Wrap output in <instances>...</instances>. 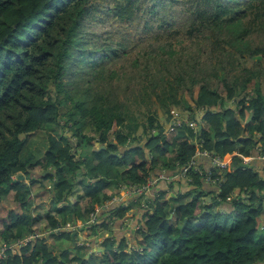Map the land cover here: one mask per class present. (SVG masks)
I'll return each instance as SVG.
<instances>
[{
    "label": "trees",
    "instance_id": "16d2710c",
    "mask_svg": "<svg viewBox=\"0 0 264 264\" xmlns=\"http://www.w3.org/2000/svg\"><path fill=\"white\" fill-rule=\"evenodd\" d=\"M137 1L114 0L106 8L126 20ZM95 6V0H0V245L35 234L14 252L7 249L1 264H264V234L255 238L264 204V158L233 170L243 159L264 156V42L250 47L244 37L245 21L264 27V0L195 1L193 30L213 27L215 44L259 56L258 67L241 79L230 84L222 77L220 92L199 85L193 102L202 110L197 131L183 122L169 129L154 115L136 125L137 118L101 88L117 60L112 49L85 53L92 44L85 22ZM176 52L171 46L164 54L171 59ZM36 131L47 142L39 156L22 138ZM196 150L219 159L232 155L231 161L225 169L211 168L205 180L210 158L199 157V168L182 175ZM157 173L171 179L155 181L149 193L129 203L106 207L119 190L145 185ZM18 174L23 179L13 181ZM42 181L52 206L28 214L31 188ZM76 188L78 199L72 195ZM3 196L15 205H2ZM94 206L95 220L88 223ZM133 210L139 215L135 228L115 232L114 225ZM43 220L49 231H33ZM77 231L93 235L90 242L97 233L105 235L98 260L91 244L75 251L63 246L61 240L70 244Z\"/></svg>",
    "mask_w": 264,
    "mask_h": 264
},
{
    "label": "rangeland",
    "instance_id": "374dc122",
    "mask_svg": "<svg viewBox=\"0 0 264 264\" xmlns=\"http://www.w3.org/2000/svg\"><path fill=\"white\" fill-rule=\"evenodd\" d=\"M113 1L95 0L97 12L85 22L87 24L85 34L89 40L88 43H92L85 53L88 55L95 47H99L100 50H114L115 57L113 59L117 61L109 65L112 69L114 68V71L110 76L106 78L104 76L101 88L109 89L118 102L137 118L132 119L137 122L136 125L141 122L146 124L147 116L154 115L161 124L170 123L172 119L180 122L191 120L195 122L197 127L195 131H197L201 123L202 110L198 109L193 102L199 85L206 83L220 92L222 91V77L226 82L232 84L234 77L241 79L258 67L256 60L259 59V56L241 55L223 41L215 44L212 41L216 38L212 34L216 33L215 28L198 26L195 27L197 30L192 29L195 26L194 23L197 22L194 20L196 0H138V9L130 19L126 20H118L110 15L108 9L113 6ZM152 5L153 9H151ZM106 6L109 8L107 9ZM244 23H247L244 25L249 28L248 33L244 36L246 43L250 47L262 44L264 42V27H260L254 21L250 22L254 24H249V20ZM171 46L175 47L177 52L175 55H171L173 58L168 59L164 53ZM220 48L226 52H233V57L221 54ZM144 63H147V67L142 72ZM64 79L66 80L65 77ZM260 92L264 95V86L261 84V80ZM225 105H232V101H227ZM187 107H190V110ZM166 109L168 112L165 111ZM124 121L127 123V120ZM140 130L141 128H138L137 132L140 133ZM22 138L28 149L34 154L37 153L36 156L41 155L47 146L44 132L36 131L28 137L22 136ZM231 157L232 155H227L221 160L228 166ZM250 159H243V162H249ZM259 160L261 161V158ZM35 171L40 173L41 170L36 167ZM47 188L48 185L43 181L32 186L31 198L34 201L31 204L32 207L27 208L28 214H44L51 208V196L46 192ZM173 189L176 190V188ZM80 193V189L76 188L72 195L78 199ZM122 193L123 189L115 193L116 198L113 201L129 203L131 200H126L128 196ZM6 198L5 196L1 198L2 205H15L10 201H5ZM207 200L208 197H206ZM109 203L111 202H107L106 206ZM209 203L207 201V204ZM78 204L80 208H83L82 202ZM97 210L98 208L94 206V211L90 214ZM259 218L260 228L255 233L256 239L264 234V204L259 211ZM125 219L127 222L122 225L123 228L118 223L114 225V230L135 228L130 217L125 216L122 220ZM223 220L226 221L229 218L225 217ZM40 223L33 225V231L47 233L49 230L45 221ZM65 228L69 230L70 225L66 224ZM23 235L22 239L14 241L9 247L13 249L19 244H26L27 237H29V241L34 238V235H26V233ZM102 235L101 233L97 235L96 238L99 241L93 240H96V243L88 241L92 248H99ZM61 242L63 246L69 243L68 240H61ZM50 243L53 244L52 241ZM81 244L82 239L78 233L75 244L72 245L71 239V243L67 244V247L75 251ZM91 251L95 252L94 258L98 260L101 256L99 251Z\"/></svg>",
    "mask_w": 264,
    "mask_h": 264
},
{
    "label": "built area",
    "instance_id": "2783aa9c",
    "mask_svg": "<svg viewBox=\"0 0 264 264\" xmlns=\"http://www.w3.org/2000/svg\"><path fill=\"white\" fill-rule=\"evenodd\" d=\"M183 123H185L190 129L192 130H196V124L195 122L191 121V120H184L182 121ZM181 123L180 121H174V119L171 120L170 123H168V128L170 129L172 126H174L175 124H179ZM209 157L210 158V164L206 169V179L205 180H209V170L211 168H219V169H225L227 167V164L222 162L221 159H219L218 157L212 156L211 154H209L207 151L205 150H196L195 155L189 160V162L187 163V165L185 167H183L181 174L183 175L184 172H186V170L188 168H190L191 166H193L195 169L198 167L197 165V157ZM259 158L263 159L264 156H260ZM199 168V167H198ZM159 179H164V175L163 173H159L156 175L155 179H149L147 181V183L145 185H142L140 187H135V188H124L127 189L126 192L129 193L130 197H132V199L130 200H135L137 196L144 194L145 191L148 190V188L155 182V180H159ZM143 205V203H142ZM95 220V213H92L89 215V222L88 223H93V221ZM76 229L81 227V224H76ZM70 229H74V226H70ZM35 236V234H34ZM29 241V237L26 238L25 242ZM21 245H17L14 248H18ZM10 247H6V245H0V264L2 262V260H4V258L6 257V252L7 249Z\"/></svg>",
    "mask_w": 264,
    "mask_h": 264
},
{
    "label": "crops",
    "instance_id": "0c3cea01",
    "mask_svg": "<svg viewBox=\"0 0 264 264\" xmlns=\"http://www.w3.org/2000/svg\"><path fill=\"white\" fill-rule=\"evenodd\" d=\"M164 126H167L168 125V123L167 124H163ZM254 155V154H253ZM200 157V156H199ZM199 157H197V158H199ZM250 159V158H249ZM252 159H254L255 161H260L259 159H257V154L255 155V157L254 158H251V160H249V162L250 161H253ZM248 162V161H247ZM246 162V163H247ZM258 162H256V163H258ZM197 165H198V161H197ZM256 167H259L258 166V164H257V166ZM157 174H159V173H157ZM164 175V179H171V176L170 177H168L166 174H163ZM178 176V178L180 177L179 176V174L177 175ZM156 178V177H155ZM154 178V179H155ZM175 178V177H174ZM159 180H162V179H159ZM155 181H158V180H155ZM154 184V183H153ZM153 184L150 186V187H152L153 186ZM174 188H176V190H177V186H176V184H174ZM149 187V188H150ZM149 188H148V193H149ZM126 190L127 189H124L123 188V193L122 194H126L127 196L128 195H130L129 193H127L126 192ZM147 192V191H146ZM116 197L113 195V196H111V200L110 201H108V202H112V204L111 203H109L108 204V206L110 205L111 207H113V204L114 203H123V204H126L127 203V201H124V202H119V201H113L114 199H115ZM130 199H132V197H130V196H128L127 198H126V200H130ZM142 202H143V200H142ZM106 205V204H105ZM107 207V206H106ZM133 215L135 216V217H133ZM126 217H130V220H131V223H134V222H136L137 221V219L139 218V215H138V212H136V210H133V211H131L130 213H129V215H128V213L126 214ZM126 222H127V219H125V220H121V222L119 223V224H121V227L123 228V226L122 225H125L126 224ZM126 230V229H125ZM125 230H123V229H120V231H125ZM115 232H118V231H116L115 230ZM78 231H77V235H78ZM98 234H100V233H97L96 234V236L98 235ZM101 234H103V233H101ZM79 235H80V238L82 239V244L83 245H85V246H87V245H89V243H88V241H90V239H92V238H94V236L93 235H91V236H87V237H83L80 233H79ZM105 236V235H104ZM103 236V237H104ZM124 236H126L127 238H129L130 237V235L129 234H124ZM103 237H102V239H103ZM98 240V239H97ZM99 241V240H98ZM93 242H95L96 243V240L95 241H93ZM81 244V245H82ZM67 245V244H66ZM11 249V252H14L15 251V248L13 247V249L12 248H10ZM91 250H96V251H101L99 248L97 249V248H92ZM90 252H92V251H90Z\"/></svg>",
    "mask_w": 264,
    "mask_h": 264
},
{
    "label": "water",
    "instance_id": "95a60500",
    "mask_svg": "<svg viewBox=\"0 0 264 264\" xmlns=\"http://www.w3.org/2000/svg\"><path fill=\"white\" fill-rule=\"evenodd\" d=\"M154 134H156V132H155ZM103 148H104L103 146L100 147V149H103ZM113 155H116V154H113ZM246 166H247V164L244 163V162H242V163H239V164H238L233 170H236V169H238V168H245ZM22 179H23L22 175H21V174H18V175L14 178L13 181H18V180H22ZM171 196H173V195H172V194H169V195H168V197H171ZM168 197H167V198H168ZM207 201H209V198H208ZM171 210H172V206L170 205V206H169V212H171ZM73 237H74V233L71 234L72 245L75 244V241H74ZM86 256H87V255H86Z\"/></svg>",
    "mask_w": 264,
    "mask_h": 264
}]
</instances>
